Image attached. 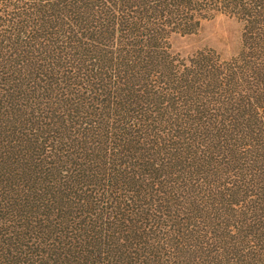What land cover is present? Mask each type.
<instances>
[{
	"label": "trees",
	"instance_id": "1",
	"mask_svg": "<svg viewBox=\"0 0 264 264\" xmlns=\"http://www.w3.org/2000/svg\"><path fill=\"white\" fill-rule=\"evenodd\" d=\"M0 264H264V0H0Z\"/></svg>",
	"mask_w": 264,
	"mask_h": 264
},
{
	"label": "rangeland",
	"instance_id": "2",
	"mask_svg": "<svg viewBox=\"0 0 264 264\" xmlns=\"http://www.w3.org/2000/svg\"><path fill=\"white\" fill-rule=\"evenodd\" d=\"M171 50L181 56H190L204 49H213L225 59L236 57L242 48V27L234 18L219 16L205 22L200 29L188 35H173Z\"/></svg>",
	"mask_w": 264,
	"mask_h": 264
}]
</instances>
